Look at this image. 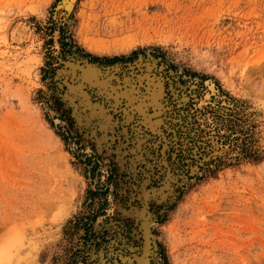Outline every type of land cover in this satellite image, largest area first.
<instances>
[{
    "label": "rangeland",
    "instance_id": "obj_1",
    "mask_svg": "<svg viewBox=\"0 0 264 264\" xmlns=\"http://www.w3.org/2000/svg\"><path fill=\"white\" fill-rule=\"evenodd\" d=\"M0 264H264V0H0Z\"/></svg>",
    "mask_w": 264,
    "mask_h": 264
},
{
    "label": "bare ground",
    "instance_id": "obj_2",
    "mask_svg": "<svg viewBox=\"0 0 264 264\" xmlns=\"http://www.w3.org/2000/svg\"><path fill=\"white\" fill-rule=\"evenodd\" d=\"M66 3V2H65ZM86 47L89 49V50H92V51H95V50H100L99 49V47H97L94 43H90V42H87V45H86ZM107 73V72H106ZM110 78L111 77H108L106 80H108V81H106V83L107 82H109V80H110ZM109 83H111V82H109ZM160 94V93H159ZM157 95H158V93H157ZM155 96V95H154ZM132 98V97H131ZM155 99V98H154ZM157 102V101H156ZM152 104V103H151ZM160 104V103H159ZM159 106V105H158ZM162 121V120H161ZM168 174V173H167ZM61 191V190H60ZM60 191H58V192H56V196L57 197H61V193H62V191L60 192ZM54 196V195H53ZM55 198V197H54ZM147 200V199H146ZM145 222V221H144ZM147 237H148V235H147ZM147 239V238H146ZM147 245L148 244H146V248H147ZM145 251V250H144Z\"/></svg>",
    "mask_w": 264,
    "mask_h": 264
},
{
    "label": "flooded vegetation",
    "instance_id": "obj_3",
    "mask_svg": "<svg viewBox=\"0 0 264 264\" xmlns=\"http://www.w3.org/2000/svg\"><path fill=\"white\" fill-rule=\"evenodd\" d=\"M147 66V70L149 71L150 69H149V66L148 65H146ZM152 68V67H151ZM114 74H115V70H113V71H109V72H105L103 75H104V77H106V78H108V77H111L110 79H112L113 77H114ZM140 77V76H139ZM160 78V77H159ZM106 81H108V80H106ZM106 81L105 80H103V82H104V85H105V88L106 89H108V91H111L112 89H115V87H113V86H111L110 84L111 83H109L110 82V80H109V82H107L106 83ZM110 94V93H109Z\"/></svg>",
    "mask_w": 264,
    "mask_h": 264
}]
</instances>
